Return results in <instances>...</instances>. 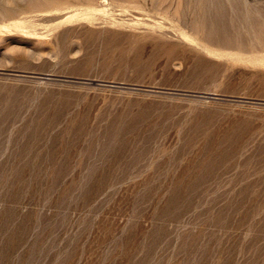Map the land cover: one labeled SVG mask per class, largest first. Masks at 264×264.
I'll return each instance as SVG.
<instances>
[{
	"label": "rangeland",
	"instance_id": "374dc122",
	"mask_svg": "<svg viewBox=\"0 0 264 264\" xmlns=\"http://www.w3.org/2000/svg\"><path fill=\"white\" fill-rule=\"evenodd\" d=\"M0 264H264V0H0Z\"/></svg>",
	"mask_w": 264,
	"mask_h": 264
},
{
	"label": "bare ground",
	"instance_id": "6f19581e",
	"mask_svg": "<svg viewBox=\"0 0 264 264\" xmlns=\"http://www.w3.org/2000/svg\"><path fill=\"white\" fill-rule=\"evenodd\" d=\"M168 4V3H167ZM195 4V3H194ZM216 4V3H215ZM168 8V7H167ZM182 8V7H181ZM219 8V7H218ZM75 16V14H74V11H70V12H68L66 15H65V20H67V19H70V18H72V17H74ZM220 18V17H219ZM185 19V18H184ZM198 19V18H197ZM197 19H196V21H197ZM218 19V18H217ZM202 20V19H201ZM210 20V19H209ZM212 20V19H211ZM203 21V20H202ZM199 22H200V20H199ZM203 22H205V21H203ZM202 23V22H201ZM195 24V23H194ZM197 24V23H196ZM200 24V23H199ZM204 24V23H203ZM201 26H202V24H200ZM216 25H218V24H216ZM201 28V27H200ZM227 28V27H226ZM213 30V29H212ZM222 37V36H221ZM203 41V40H202ZM226 41V40H225ZM215 42V41H214ZM228 46V45H227Z\"/></svg>",
	"mask_w": 264,
	"mask_h": 264
}]
</instances>
